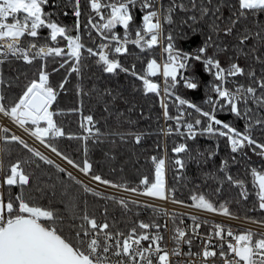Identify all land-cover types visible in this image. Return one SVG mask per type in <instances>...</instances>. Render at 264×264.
I'll return each instance as SVG.
<instances>
[{
	"label": "snow or ice",
	"instance_id": "obj_1",
	"mask_svg": "<svg viewBox=\"0 0 264 264\" xmlns=\"http://www.w3.org/2000/svg\"><path fill=\"white\" fill-rule=\"evenodd\" d=\"M70 4L69 12L65 0H0V117L7 120L0 119V264H264V0H70ZM177 10L186 16L191 11L180 23L191 20L197 27L174 31ZM69 14L74 17L71 25L61 19ZM196 33L204 37L201 44L185 50L179 41ZM129 45L139 52V68L135 61L125 63L132 55ZM241 58L251 63L242 64ZM89 60L104 73L129 74L143 95L158 98L157 120L163 126L158 124L157 131L164 137L163 146L157 143L159 154L146 158L154 165V174H142L134 186L95 172L88 158L89 141L131 136L140 143L145 133L103 132L100 120L84 113L85 90L80 84H76L79 107L59 104L61 93L75 80H83ZM205 73L211 79L205 80ZM201 88L200 103L182 91L197 95ZM104 93L113 99L120 95L107 88ZM103 110L111 112L109 102H104ZM66 112L79 113V131L61 122ZM204 136L215 137L216 143L201 151L197 142ZM59 138L81 140L83 157L78 161L62 150ZM221 142L228 151L216 172L203 173L216 180L215 188L193 191L191 203L178 198L176 187L168 184V170L174 178L184 179L189 163L202 166L216 158ZM13 145L21 149L14 158ZM49 150L94 182L149 199L98 191L53 159ZM239 163L244 164L242 175L230 167ZM42 166L66 173L83 194L103 198V205L89 204L86 196H69L59 175L56 179L71 215L37 202L33 188L40 197L47 189L55 195L56 188L36 175ZM225 182L236 187L240 200L251 203L252 212L259 210L258 216L243 215L258 228L233 227L207 217L211 213L241 219L223 196ZM169 197L174 204L205 215L158 209L150 202ZM110 202H115L119 217ZM141 207L152 210L149 218H140Z\"/></svg>",
	"mask_w": 264,
	"mask_h": 264
},
{
	"label": "trees",
	"instance_id": "obj_2",
	"mask_svg": "<svg viewBox=\"0 0 264 264\" xmlns=\"http://www.w3.org/2000/svg\"><path fill=\"white\" fill-rule=\"evenodd\" d=\"M69 5V12L71 10L70 0H65ZM192 14L191 11L187 13V16ZM224 14L227 15V9L224 10ZM198 15V13H197ZM186 14L177 10L174 14L175 23L171 25V28L175 31L178 29H184L190 31L189 25L193 28L197 27L196 24H192L191 20H188L186 24H181L182 19L187 18ZM61 19L69 25L72 24L74 17L69 14L68 16H62ZM210 24L211 21L209 20ZM248 23H251L250 21ZM168 25H166V28ZM204 37L199 33L192 35L188 39H181L179 44L185 50H192L198 47ZM132 55L128 56L125 63L137 62V67H140L138 50L133 45H129ZM223 58V54H221ZM242 64L251 63L250 60L241 58ZM21 71H25L23 65L19 66ZM31 71L30 69L28 70ZM60 76L54 74V79L59 80ZM204 79L209 80L211 77L205 73ZM76 84H80L84 90V113L85 115L93 114L100 120V124L103 132H143L145 133L142 141L136 143L131 136H127L124 140H121L119 136H106L103 138L102 143H93L89 141L88 158L93 161L94 171L99 172L105 178L112 179L116 182L127 180L130 186H134L138 183L142 174H154V165L150 159L152 154H159L161 149L156 148L157 143H161L164 137L157 131L158 124L163 126L162 120H157V116L160 115V106L158 98L155 96L143 95L139 90V82L134 80L129 74L123 72L119 75L109 74L102 72L93 61H86L85 70L83 73V80H75L73 84L68 86L67 92H62L59 99V104L63 108L79 107L80 93L77 91ZM111 89L113 93L118 91L120 95L113 99L112 95L104 93V89ZM186 91V94L196 100L198 103L203 101L204 89L198 90L197 95H192L191 90ZM107 101L111 105V112H105L103 110L104 102ZM143 109V112H141ZM221 118H224V114H220ZM79 113L66 112L64 116L60 118L61 122L65 124L66 128L72 131H79ZM231 118V117H229ZM237 125H242V120L236 121ZM59 147L70 154L78 161L83 157V142L81 140L70 138H59L57 140ZM215 137H200L197 142V147L203 151L206 148H212L215 146ZM169 148L171 147V141L168 142ZM22 147V146H21ZM228 149L224 146L223 142L220 144V153L216 158H209V162L198 166L195 163L190 162L187 169L184 170L185 178L173 177V171L171 169L167 172L168 184L171 187H176L177 197L190 201V196L193 191L206 190L207 188H215L216 180L212 178H206L204 172H216V169L221 162L224 154ZM21 155V149L12 146V158ZM173 155L169 152V156ZM253 160H257L258 157L252 153H249ZM234 174H243L244 164H232L230 165ZM47 173H51L48 175ZM40 176L42 181L48 183H55V195H52L53 189H47L43 197L36 192L33 188V195L39 197V203L48 205L58 210L62 215L70 216L71 211L68 208L67 198L62 190L61 181L57 180V175L63 177V183L68 185L69 196L85 197L89 204H97L102 206L104 201L101 197H94L92 193L83 194L81 192V186L74 181L70 182L66 176V173H58L57 170L49 166L47 169H42L36 173ZM35 183V180L33 181ZM199 185V189L195 187ZM18 190V189H17ZM223 196L226 197L230 203V207L239 212L241 216L247 212L249 215H259L260 212L251 211V203H245L240 200L237 193V189L234 185H230L225 182ZM239 201V203H237ZM110 208L113 209L114 214L119 217L120 211L118 210L115 202H110ZM152 210L150 208H140V218L147 219L151 215Z\"/></svg>",
	"mask_w": 264,
	"mask_h": 264
},
{
	"label": "built area",
	"instance_id": "obj_3",
	"mask_svg": "<svg viewBox=\"0 0 264 264\" xmlns=\"http://www.w3.org/2000/svg\"><path fill=\"white\" fill-rule=\"evenodd\" d=\"M0 119H3V118L0 117ZM3 122L7 123V120L3 119ZM14 130H16L18 132V134H21V135L24 134L23 130H20V129H14ZM25 138L26 139H30V142L34 143L36 147H41V145L39 143L35 142L31 138H29L27 136ZM41 150H44V149L42 148ZM49 155H51L53 159H57V162L61 163L64 167L68 168L70 171H73L74 175L78 176L80 179L85 180V182L89 183L90 186L97 188L98 191H103V192H105V193H107L109 195L115 194L117 196L134 197V198H138V199H141V200L149 199V198L144 197L142 195L138 196L136 194H133V193H130V192H126L123 189H116V188H113L111 186L102 185L99 182H94V181H92L91 177L85 176V174L81 173L78 169L72 168L66 162H64L62 159L57 158L54 154H52L50 152V150H49ZM150 202L151 203H155L157 205L158 209L159 208H166L169 211H171L172 209H176L178 211H185V212L191 211V212L196 213L198 215H205L204 213L198 212V210H196L195 208H188V207H185V206L174 204L170 197L167 200H161L159 198H151ZM189 203H191V202H189ZM207 217L211 218V219H215L217 222L231 223L233 225V227H248V226H252L254 228H258V226H256V225H249V223L247 221L243 220V216H241V219L239 221L231 220L230 218L225 217L222 214H211V213H209V214H207ZM187 223L190 224L191 220L190 219L187 220ZM169 224H170V222H169ZM170 226H171V224H170Z\"/></svg>",
	"mask_w": 264,
	"mask_h": 264
}]
</instances>
